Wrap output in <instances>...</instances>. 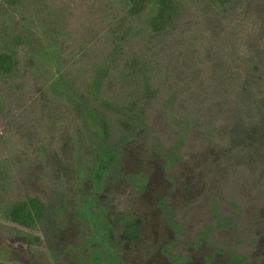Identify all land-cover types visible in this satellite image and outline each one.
Here are the masks:
<instances>
[{
	"label": "rangeland",
	"instance_id": "obj_1",
	"mask_svg": "<svg viewBox=\"0 0 264 264\" xmlns=\"http://www.w3.org/2000/svg\"><path fill=\"white\" fill-rule=\"evenodd\" d=\"M172 1L0 0V264H264V0Z\"/></svg>",
	"mask_w": 264,
	"mask_h": 264
},
{
	"label": "trees",
	"instance_id": "obj_2",
	"mask_svg": "<svg viewBox=\"0 0 264 264\" xmlns=\"http://www.w3.org/2000/svg\"><path fill=\"white\" fill-rule=\"evenodd\" d=\"M129 3L130 12L140 13L148 1L152 0H127ZM160 8L155 17L152 18V26L154 28H161L168 12L173 8L172 0H158ZM0 68L9 70V58L7 56L0 57ZM262 70L257 66L249 69L248 76L244 82L245 86L242 88L243 100L249 99L250 113L249 118L252 127L256 130V137L258 136L259 142H264V81H262ZM253 87L258 90V94H251ZM243 130V128H242ZM254 134V133H253ZM253 138L249 141L251 142ZM114 151L111 149L103 150V156L97 155V163L100 170H106L115 161ZM263 166H264V146L262 150ZM43 214V203L33 197L26 198L16 203L9 211L10 219L19 225L30 226L40 219ZM136 228L133 225L128 226L127 232H135Z\"/></svg>",
	"mask_w": 264,
	"mask_h": 264
}]
</instances>
